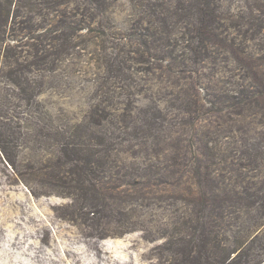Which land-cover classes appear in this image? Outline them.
Wrapping results in <instances>:
<instances>
[{
  "label": "rangeland",
  "instance_id": "rangeland-1",
  "mask_svg": "<svg viewBox=\"0 0 264 264\" xmlns=\"http://www.w3.org/2000/svg\"><path fill=\"white\" fill-rule=\"evenodd\" d=\"M12 1L0 21V264H264V115L237 116L227 97L242 84L237 56L264 72V0ZM200 7L212 27L200 29ZM65 23L84 51L72 37L59 53ZM88 28L107 30L113 69ZM209 28L233 53L194 60ZM34 48L50 56L34 65Z\"/></svg>",
  "mask_w": 264,
  "mask_h": 264
},
{
  "label": "trees",
  "instance_id": "trees-1",
  "mask_svg": "<svg viewBox=\"0 0 264 264\" xmlns=\"http://www.w3.org/2000/svg\"><path fill=\"white\" fill-rule=\"evenodd\" d=\"M4 1H5L4 4H6V6L3 7V5H1L0 21H4V18L6 21L7 16L9 14L7 7L11 6V4L13 2L12 0H4ZM6 8H7V10H6ZM3 9L6 10L5 14H3V12H2V11H4ZM199 10H200L202 15L207 16L204 18H199L197 20V24L200 26V29H204L206 27H212V26L208 25V21L210 20V17H209L210 13L202 7H200ZM209 30L212 31L211 28H209ZM76 32H77L76 26H72V25L67 24V23L62 25V32L59 34L58 39H57L59 41V44H58L59 53H61L62 55H68L70 49L72 48L71 41L75 37L76 38L78 37L80 39L79 49L81 51L85 50V48L81 47V45H83L82 43L85 42L84 37L82 34H78ZM87 32L91 36V37H89L90 42L97 49L98 57L102 56L103 63H106L108 68L113 69L115 67V62H118L119 59H118V56L116 54H114V52H111L108 54L105 53V45L102 43L105 41L104 39H106V40L108 39L106 37L107 36V30L105 29V31H104V30H99V29L88 28ZM197 33L199 34V40H198L197 45H199L201 42L203 44L205 42V40L202 39L204 32L200 31L199 28H197ZM210 37H213L214 40L210 41L209 37H208V39L206 40L207 45H205V46L204 45L193 46L190 44V46L193 50V53H191V54L193 55L194 60H196V57L198 59L199 52L201 50L203 51V50H213V49H217V48L220 49L221 48L222 51H225L227 53H229V52L233 53L232 48L228 47V44H227L225 39L218 37V35L214 34L213 31H212ZM88 44H89V42L85 43V45H88ZM220 45H222V47ZM76 47H78V46L76 45ZM142 47H143V50L136 49L137 51H134L132 48L131 54H134V52L136 54H139V53H143L144 51L147 54H149V52H151L150 47H147V46H142ZM43 51H46L45 55H42L41 57H39L37 55V49L34 48V55H33L34 59L32 60V64L38 65L39 61L41 62L42 59L50 56V54L48 53V48H46ZM243 57H246V56L245 55H243L241 57L237 56L238 61L241 63L237 67H238L239 71H242V73L237 74V78L240 79L242 84L239 88L233 89L231 94L227 95V97L229 98L228 100L230 101L231 107L235 106L234 113L237 116L247 117L250 115V112L252 109H257L258 113L264 115V108H262V107H264V72L259 70L260 66L247 65L249 60H245V58H243ZM126 60L130 62L133 60V57H131L129 55L126 57ZM242 60H244V61H242ZM124 69L128 70V66H126V64L123 62L122 63V71ZM0 77H1V69H0ZM196 106H197V103L194 99L188 100L185 103V112L189 115L196 113L197 112V110L195 108ZM147 123H150V122H147ZM260 201L261 202H260L259 208H258L259 216H257L256 221H259L261 219V217H263V219H264V193L262 194ZM212 263L214 264L213 261H212ZM217 263H220V259L217 260Z\"/></svg>",
  "mask_w": 264,
  "mask_h": 264
}]
</instances>
